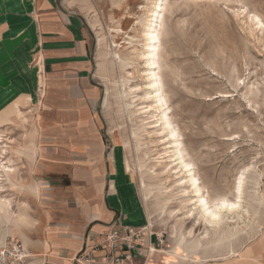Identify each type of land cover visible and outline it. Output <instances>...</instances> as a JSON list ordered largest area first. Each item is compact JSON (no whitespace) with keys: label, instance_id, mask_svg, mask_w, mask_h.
<instances>
[{"label":"rangeland","instance_id":"1","mask_svg":"<svg viewBox=\"0 0 264 264\" xmlns=\"http://www.w3.org/2000/svg\"><path fill=\"white\" fill-rule=\"evenodd\" d=\"M61 1L82 13L92 30L106 130L124 148L127 168L149 212L145 225L156 237L151 246L161 261L264 264V27L251 21L255 16L264 21V0L160 2L157 72L179 133L177 147L193 164L210 201H241L249 210L220 226L192 214V193L181 184L185 174L176 173L177 161L160 163L174 157L161 158L164 137L138 111L141 93L136 86L141 80L131 64L123 67L119 60L141 47L137 30L150 0ZM33 121L32 108L0 112L6 166L13 160L26 170L23 160L28 162L31 155ZM23 145L28 150L19 155ZM21 176L18 170L15 180L22 182ZM10 177L5 175L2 182L4 200L17 194Z\"/></svg>","mask_w":264,"mask_h":264},{"label":"crops","instance_id":"2","mask_svg":"<svg viewBox=\"0 0 264 264\" xmlns=\"http://www.w3.org/2000/svg\"><path fill=\"white\" fill-rule=\"evenodd\" d=\"M102 97L82 13L61 0H0V112L34 110L26 170L12 160L17 194L0 206V243L20 240L29 264H79L77 256L102 243L112 225L150 219L124 148L106 130ZM168 263L157 249L145 262Z\"/></svg>","mask_w":264,"mask_h":264},{"label":"bare ground","instance_id":"3","mask_svg":"<svg viewBox=\"0 0 264 264\" xmlns=\"http://www.w3.org/2000/svg\"><path fill=\"white\" fill-rule=\"evenodd\" d=\"M161 1L162 0H150V6L146 10L144 22L141 23V27L137 30V36L141 39V47L134 48L133 52H131L128 57L123 56L119 60L123 67L131 64L134 68L133 70L137 74V78L141 80L139 85L136 86L141 93V96H139L141 102L137 104L141 105V107L138 111L141 110L139 113L146 115L147 119H152L151 123L154 124L152 128H155L153 132H157L160 136L164 137L162 144L166 145L163 146L165 156L161 158L174 157L172 160H166L160 163L167 164V162L177 161L176 167L178 170L176 173L182 172L185 174L184 177H182L183 183L181 184H183V186L186 185L184 190H188V192L192 193L191 197H189L190 204L194 205L192 214L196 213L199 219L201 218L210 226H220V224L230 218L231 215H237L239 217V214L244 210V205L241 201H229L224 198L219 201L218 199H212V201H210L203 192L204 187L201 185L200 178L192 167L193 164L185 160L183 149L177 147V137L179 133L174 128L173 121L169 115L170 108L168 107L167 99L164 94V84L161 73L160 71L157 72L159 68L158 57L160 56L159 43L161 42L160 31L157 26L158 21L162 18ZM251 21L254 24L264 27V21L257 16L254 18L252 17ZM126 81H128V79H126ZM129 106H131V104H129ZM144 130L147 131V129ZM134 134L135 137L139 135L138 132ZM2 137H4V135L0 132V144L3 143ZM165 137L167 139H165ZM5 148H7V145L4 144L0 147V192L4 191L2 187V182L5 180L4 176L14 174L13 166H6L5 164L6 162L3 157L7 152ZM241 193H243V190H240V194ZM240 198L242 197L240 196ZM0 201L4 202V199L0 198ZM2 204L5 205V203ZM244 212L249 214L248 209H245Z\"/></svg>","mask_w":264,"mask_h":264},{"label":"built area","instance_id":"4","mask_svg":"<svg viewBox=\"0 0 264 264\" xmlns=\"http://www.w3.org/2000/svg\"><path fill=\"white\" fill-rule=\"evenodd\" d=\"M153 235L155 234L150 225H112L105 233L102 243L85 247L76 261L79 264H128L138 256L144 257L146 261L154 250L151 246ZM100 251L104 253L98 260L97 253ZM30 257L23 243L14 237L9 236L0 243V264H29Z\"/></svg>","mask_w":264,"mask_h":264}]
</instances>
